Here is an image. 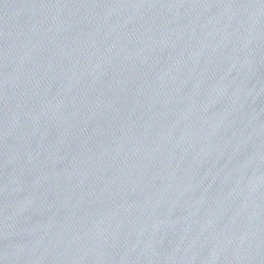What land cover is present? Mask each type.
Segmentation results:
<instances>
[{"label": "water", "instance_id": "water-1", "mask_svg": "<svg viewBox=\"0 0 264 264\" xmlns=\"http://www.w3.org/2000/svg\"><path fill=\"white\" fill-rule=\"evenodd\" d=\"M0 264H264V0H0Z\"/></svg>", "mask_w": 264, "mask_h": 264}]
</instances>
